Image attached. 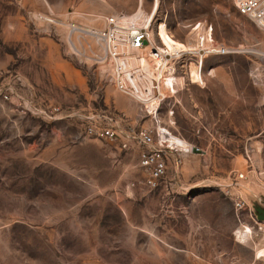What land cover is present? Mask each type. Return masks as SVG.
Wrapping results in <instances>:
<instances>
[{
  "label": "rangeland",
  "instance_id": "1",
  "mask_svg": "<svg viewBox=\"0 0 264 264\" xmlns=\"http://www.w3.org/2000/svg\"><path fill=\"white\" fill-rule=\"evenodd\" d=\"M136 11L167 43L206 20L245 48L210 56L203 84L180 79L162 107L200 151L156 188L139 153L86 134L113 116L135 133L155 123L115 88L92 34ZM263 246L264 30L230 0H0V264H264Z\"/></svg>",
  "mask_w": 264,
  "mask_h": 264
},
{
  "label": "built area",
  "instance_id": "2",
  "mask_svg": "<svg viewBox=\"0 0 264 264\" xmlns=\"http://www.w3.org/2000/svg\"><path fill=\"white\" fill-rule=\"evenodd\" d=\"M230 1L264 30V0ZM153 20L138 12L109 14L104 16V28L93 30L92 34L102 47L100 59L108 63L115 88L140 103L141 112L155 123L142 126L135 133L122 126L123 118L113 116L86 127L87 135L105 140L125 152L137 149L139 167L144 170L145 183L150 188L159 185L171 165L181 166L184 156L200 151L174 134L158 117L163 106H170L169 99L177 97L184 89L179 88L180 79L186 84H203L206 72L209 74L206 62L210 56L226 57L245 52L243 45L216 39L212 25L206 20L194 21L184 40L169 43L155 33ZM167 112H174L173 107ZM247 158L251 159L249 152ZM245 177L244 172L235 174V186ZM234 201L237 211L247 209L240 195ZM250 215L254 218L252 210Z\"/></svg>",
  "mask_w": 264,
  "mask_h": 264
},
{
  "label": "crops",
  "instance_id": "3",
  "mask_svg": "<svg viewBox=\"0 0 264 264\" xmlns=\"http://www.w3.org/2000/svg\"><path fill=\"white\" fill-rule=\"evenodd\" d=\"M140 116V119H146V116L144 115V113L142 112L141 114H139ZM125 121L122 122V126L125 127V128H132L133 125L131 124V121L128 120V119H124ZM147 122V121H146ZM143 126H145V124H143ZM149 126V125H148ZM118 147V146H117ZM119 148V147H118ZM131 152H133V154H137L138 153V150L137 149H133L132 151H129V152H126V156H128ZM138 155V154H137ZM137 165H139V161L138 163H136ZM135 164V165H136Z\"/></svg>",
  "mask_w": 264,
  "mask_h": 264
},
{
  "label": "bare ground",
  "instance_id": "4",
  "mask_svg": "<svg viewBox=\"0 0 264 264\" xmlns=\"http://www.w3.org/2000/svg\"><path fill=\"white\" fill-rule=\"evenodd\" d=\"M136 12H138V11H136ZM96 14V13H95ZM139 14V13H138ZM92 16V15H91ZM74 46V45H73ZM185 145V144H184ZM247 231H251V228L250 227H247ZM237 235L239 236V238H240V240L241 239H243V238H245V234L247 233V232H245V231H243V230H238L237 232ZM257 254H258V257H262V256H264V246L263 247H261L258 251H257Z\"/></svg>",
  "mask_w": 264,
  "mask_h": 264
}]
</instances>
